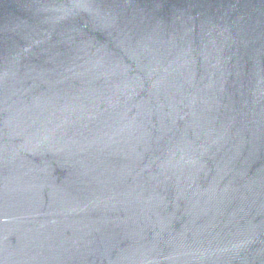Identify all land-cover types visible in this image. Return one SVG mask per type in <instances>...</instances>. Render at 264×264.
Here are the masks:
<instances>
[{
	"label": "water",
	"instance_id": "obj_1",
	"mask_svg": "<svg viewBox=\"0 0 264 264\" xmlns=\"http://www.w3.org/2000/svg\"><path fill=\"white\" fill-rule=\"evenodd\" d=\"M0 264H264V0H0Z\"/></svg>",
	"mask_w": 264,
	"mask_h": 264
}]
</instances>
